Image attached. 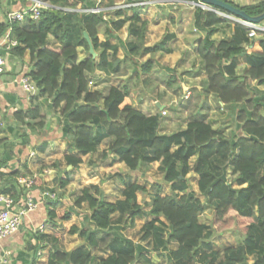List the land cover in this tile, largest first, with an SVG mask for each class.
I'll return each instance as SVG.
<instances>
[{"label": "trees", "instance_id": "trees-1", "mask_svg": "<svg viewBox=\"0 0 264 264\" xmlns=\"http://www.w3.org/2000/svg\"><path fill=\"white\" fill-rule=\"evenodd\" d=\"M107 1L104 7L114 5L115 0ZM47 2L50 8L42 10L38 20L27 19L25 25L17 21L0 23V38L10 28V36L17 44L9 51L19 57L26 50L29 53L32 65L29 76L36 87V98L43 97L50 101V109L60 110L61 135L68 147L64 156L66 165L78 168L83 163L82 157L95 153L99 144L108 139L107 147L101 152L103 159L113 154L133 172L140 165L158 163L157 170L170 190V194L161 195L160 185L156 184L155 191L148 193L150 200L144 210L137 192L146 190L136 182L126 183L121 198L115 202L99 198L100 188L96 184L83 187L73 206L86 204L88 227L72 225L68 234L85 239L87 247H104L110 254L90 256L81 246L65 251L53 235L47 264H136L138 261L154 264L146 254L148 246L165 252L168 264H264V98L251 95L248 86L249 81L264 86V39L249 40L247 29L234 24L230 37L214 41L211 36L215 28L227 22L213 10L194 6L193 27L205 32L197 47L205 90L224 106L239 104L235 119L241 132L227 140L209 122L191 120L182 130L160 133L159 115L146 116L135 109L126 84L111 86L103 96L97 90H90L86 75L95 69L105 74L116 73L127 60L138 74L148 73L152 68L151 58L143 63L134 59L161 50L170 52L166 45L174 35L166 32L159 42L145 46L147 22L140 19L138 7L114 8L113 14L122 18L112 21L110 27L118 30L127 24L132 38L124 47L126 54L119 59L118 44H111L107 36L109 22L103 18L106 11H90L100 8L94 0ZM227 3L250 17L264 12V0L245 6ZM64 8L82 11L66 12ZM128 11L130 16L126 14ZM102 27L104 40L98 37ZM83 32L97 53L96 59L88 55L78 61V46H84L88 52ZM49 37L56 41L57 47L49 44ZM240 57L247 66L241 76L236 73ZM171 81L169 78L167 83L170 85ZM13 116L21 126L40 129L44 125L39 106L32 101L26 111H17ZM25 119L37 121L31 123ZM4 142L0 139V146ZM7 162L8 158L0 156V170L6 169ZM227 167L233 175L230 183L224 178ZM191 170L198 176L197 191L204 196V204L212 207L215 222L236 216L248 221L244 238L236 246L225 247L220 253L211 249L209 240L213 232L199 221L204 204L188 191L187 174ZM17 175V170L0 173L4 181L13 185ZM38 183L34 177L33 185ZM67 183V179L60 180L61 187ZM0 192L11 194L16 202L13 186ZM59 205L56 199L46 203L49 221L57 219ZM71 215L72 212L64 211L61 220H69ZM146 217L150 219L141 226L140 236L144 245L120 233L125 227H132L135 219ZM172 244L174 248L170 247ZM249 257H252L250 262Z\"/></svg>", "mask_w": 264, "mask_h": 264}, {"label": "crops", "instance_id": "crops-1", "mask_svg": "<svg viewBox=\"0 0 264 264\" xmlns=\"http://www.w3.org/2000/svg\"><path fill=\"white\" fill-rule=\"evenodd\" d=\"M99 1L101 0H97V2ZM225 1L238 6H245L253 4L259 0ZM28 5L29 2L26 0H0V23L5 24L6 22H8L7 14L9 12L20 11L26 8ZM135 6H137L139 9L140 19L147 22L143 42L145 46H152L156 44L166 32L174 35V38L171 39L166 45V47L170 49V52H165L164 50L157 52V54L163 55V64L161 63L160 66L162 68V73L160 72L161 75L163 74L164 76L168 77V72L170 74V72H172V69H174L173 67L175 66V64L178 63V65H180V69L183 70V73L185 70V75H182V78L180 76L178 78V84L182 89V93L185 94L183 95L184 98L187 99L189 97L193 88L197 89V94L198 92H202L204 94L205 101L206 97L207 99H209L211 96H213L211 93H208L205 90V75L203 72V65L202 71L200 73L198 71L195 72L192 67L194 63V57L198 56L197 47L205 35V32L196 30L193 27V12L195 8L194 5L190 2L181 0H115L114 5L111 7H100L99 11H106V13L103 14V18L107 22H109V31L107 32L109 41L111 43L113 40L114 42L111 44H118V50H124L126 44L130 42L131 36L128 35L127 30H122L127 29V24H125L118 30H114L110 27V23L112 21H116L122 18L116 17L113 14V10L114 8H128ZM210 10L215 11L219 17H230L218 10ZM126 14L130 16L131 11H128ZM110 18L111 20H108ZM231 19L236 21V23H231V27L224 23L218 25L211 36L212 40L218 41L220 39L230 37L234 31V24L241 25L238 18H234L231 16ZM23 22H21V24L25 25L26 23ZM226 25L229 28L227 29V36L219 37V31L224 30L225 28L223 27ZM9 29L10 28H8L4 32V34L8 32ZM10 38L12 37L10 36ZM194 52L196 55L194 54ZM3 55H5L6 58V69L5 72L0 76V139H4L5 142L0 146V156L8 158V162L6 169H1L0 173H7L11 170H17L18 175L38 178L39 183L33 185L28 192L33 201L36 202V207L32 210L25 211L22 216L19 228L0 241V255H7L10 259V264H47L48 254L52 245V237L58 229V222H56L57 219L49 221L47 217L46 203L49 200L54 199H50L45 196V199L42 200V193H53L49 192V189L52 188L53 183L58 180V185L60 186V180L67 179V185H65L64 187H59V190L63 192L64 188H66L69 184L72 185L74 184V182L76 183L75 180L78 178V175H70L67 170L71 167L68 165L65 166L66 169L63 173H60L59 175L57 174L63 164H66L64 156L68 153L66 140L62 137L61 126H59L57 122V115L58 113H60V111L54 113V111L50 109L49 100L45 101L43 97L36 98V92L34 94H28L23 90L21 86L20 80L22 76H29V72L32 70L28 51L26 50L20 57L10 51L3 52ZM142 57H148L149 59V57L151 56H149V54H145ZM237 61V67L242 63L245 64L244 58L242 57L238 58ZM195 66L197 67L198 64H196ZM246 68L247 66L245 64L244 71ZM120 69L121 68H119L116 73L111 74H105L99 69H95L94 72L98 74L101 73L104 76H109L118 74ZM198 81L201 87L199 86V84H196ZM176 86L177 83H173V86L170 89L160 90L163 91L161 92L163 98H158L151 101L157 111L152 110L150 105L147 104V101L145 100L141 101V103L139 102V105L132 102L131 104L135 109L139 110L146 116L155 114L163 116L161 115V110H165L167 112L166 107L167 105H169L167 100H164V96L165 94H174L170 102L176 103V95L174 93L176 89L174 87ZM93 89L97 90L98 88H96V86H93ZM106 94L102 95L105 96ZM31 101L33 104L39 106L40 115L43 117L42 122L44 125L41 129H38L36 127L31 128L21 126L20 122L17 121L13 116V114L17 111H26L30 106ZM205 101L203 104L204 106H202L201 104L200 106H198V108L196 107L195 111L190 113V115L194 116L195 118L185 120L186 122L184 123V126L179 130L184 129L187 122L191 120H203L204 122H209L208 117H205V115L214 112L215 109L210 103L211 100H208L207 104ZM216 102L218 107H224V105L218 100ZM147 108L148 111L146 112L145 109ZM183 112L187 113L185 110ZM179 114H182V112H180ZM25 120L26 122L29 121L27 119ZM36 121L37 120H33L29 122L34 123ZM165 128L166 126H163V129ZM159 132L164 133L163 131ZM106 142L108 144L109 140L104 139L101 144H104ZM107 144L105 147H103V149L107 147ZM102 150L100 151V156ZM93 154L94 153L84 157H87V159H89ZM84 157H82L83 161ZM106 158L110 159L109 165H112L114 163L123 164L122 162H119L113 154H108ZM50 164H59L60 167H55V165L54 167H49ZM67 175H70V177L74 179L70 181ZM121 181L124 185L128 182H134L129 179H122ZM10 186H13L17 193L19 192V195L17 193L15 194L17 195V210L24 208L26 194H24L17 187L15 182L13 185L4 181V178L0 176V189ZM83 187L87 186H81V189ZM123 189L124 186L122 190ZM53 194L55 195V193ZM120 198L121 193L120 196L112 202H115ZM55 199L60 202V205L56 208V210L65 205L63 202L65 199L64 197H56L55 195ZM77 246L85 248L89 252L90 256H97V254H95L96 250H93L92 252L88 250L89 247L86 246V242L84 243V245L83 243L77 244L76 246L65 251H69ZM106 250L109 252L108 254H110V251L108 249Z\"/></svg>", "mask_w": 264, "mask_h": 264}, {"label": "rangeland", "instance_id": "rangeland-1", "mask_svg": "<svg viewBox=\"0 0 264 264\" xmlns=\"http://www.w3.org/2000/svg\"><path fill=\"white\" fill-rule=\"evenodd\" d=\"M96 4L99 7L104 6L107 0H101L97 2V0H94ZM122 7V6H121ZM99 9V8H98ZM63 11L66 12H75V11H82L80 9H70V8H64ZM230 16V15H227ZM225 20V22H228V26L231 27V23H236L233 19H231V16L228 17H221ZM108 20H111L108 19ZM222 31H219V37L220 36H227V29H229L226 26ZM127 30V29H122ZM121 30V31H122ZM98 37L100 40H103L104 34H103V27L100 29V33L98 34ZM128 39V38H127ZM132 41V38H130ZM114 41L112 40L111 43ZM49 44L52 47H57V43L55 40H53L51 37H49ZM77 54H78V60H83L88 57V52L86 51L84 46H78L77 47ZM125 49L124 50H118L116 56L117 58L121 59L124 57ZM195 54V52H194ZM196 55V54H195ZM97 58V53L94 59ZM152 59V69L149 71V73H137V71H134L132 64L129 60L126 61V63L121 64V69L118 74L114 75H106L98 74L96 72H93L92 74H87L86 77L88 79V84L90 90L93 89V86H96L98 88L97 90L101 92L102 94H106L107 90L110 86H121L123 84H126L129 87V99L132 103H137L138 105L141 103V101L145 100L147 101V104L150 105L152 110H156L155 106L152 104L151 101L163 98L161 95L160 90L164 89H170L173 86V83H177V86L174 93L176 95V103H171L170 100L173 98V95L165 94L164 100L168 102L169 105L166 107V114L163 116H159V131H163L164 133H172L176 130L181 129L184 126L185 120L195 118L194 116H191L190 113L195 111L196 107L204 106L205 96L202 92H198L197 89H192L189 97L186 99L183 97L182 89L180 88L178 84V78L179 76L182 78V75H185V70L183 73V70L180 69V65L178 63L175 64L172 69V72H168V77L161 75V63L163 62V55L155 53L151 57ZM148 59V57H138L135 58L137 63H143ZM193 70L198 71L199 73L202 71V64L200 62V59L198 56L194 57L193 61ZM163 64V63H162ZM198 64L196 67L195 65ZM244 66L245 64H241L237 67L236 73L238 75H243L244 73ZM154 68V70H153ZM161 72V73H160ZM138 74V75H137ZM2 75V74H1ZM0 75V76H1ZM166 75V74H165ZM168 78V79H167ZM169 78H172V81L170 85L167 83V80ZM199 84V81L196 83ZM185 85V84H184ZM186 86V85H185ZM250 93L251 95H255L258 98H264V86H257L254 81H249L248 83ZM201 87V86H200ZM190 91V89H189ZM203 100H202V99ZM208 100H211L210 103L212 107L215 109L214 112L210 114H206L205 117H208L209 123L212 125V127L220 132L227 140H232L235 136L240 134V128L239 123L236 121V112L239 108V104L234 105H227L224 107H218L217 100L215 97L211 96L209 99L206 97V104L208 103ZM140 102V103H139ZM195 102V103H194ZM186 111L187 113H184L183 111ZM54 113L59 112L60 110H53ZM145 111H148V108L145 109ZM182 112V114H179ZM61 113H58L57 115V122L58 125H62V117L60 115ZM60 116V117H59ZM181 116V117H180ZM163 126H166L165 129H163ZM41 129V128H40ZM165 130V131H164ZM107 144L102 143L99 144L97 152H95L89 159L87 157H84V161L81 165H79L78 168L72 169L69 168L67 171L70 173V175L74 176L77 174L78 178L75 180L76 183L72 185H68L66 188H64V191L61 192L59 190L58 180L53 183V186L51 189H49V192L55 193L56 197H64V206L60 207L58 211V217L56 222H58V229L55 232V236H57V244L58 246L63 250H68L77 244L83 243L84 245V239L79 238L77 235H70L68 234V228L71 225H77L79 227L86 228L88 227V220L86 218V215L88 214V209L86 204H82L80 207H74L73 206V200L75 196H77L80 193L81 186H89L91 184H96L100 188V194L99 198L106 200V201H114L120 196L121 190L123 186H125L122 183V179L131 180L134 181L140 185H142L146 192L141 193L137 192V200L139 204L142 205L144 210L148 208L147 203L149 202V194H152L155 191V185H160L161 195L170 194L169 186L167 183H165L162 180V174L157 170L158 163H152L147 166L140 165L139 168L136 171H130L128 170L124 164L121 163H114L112 165H109L110 159L106 158L103 159L100 156V151L105 147ZM194 158L191 159V162H193ZM192 164V163H191ZM55 164H50L49 167H54ZM66 164L64 163L61 169L58 171V175L60 173H63L65 171ZM55 167H60L59 164H56ZM72 173V174H71ZM70 175H67L70 181H72L74 178L70 177ZM232 173L231 168L227 167L224 173L225 181L230 183L232 182ZM187 180H188V191L192 192L194 197L198 198L200 202L204 204L205 199L202 194H200L197 191V175L191 170L187 174ZM149 193V194H148ZM64 195V196H63ZM62 203V202H61ZM64 211H70L72 212L71 218L66 221L61 220V216ZM78 213V215H77ZM115 217L113 216V219ZM149 217L141 218V219H135L134 225L132 227H125L123 230L120 231V233L125 236L126 238L130 239L133 242H140L142 245L145 244V241L140 240L141 236V226L148 220ZM199 221L210 226L213 235L209 240L211 249L221 252L225 247L228 246H236L238 243H240L244 238V232L245 227L248 223V221L241 219L239 217L230 218L228 220L222 221V222H215L213 218V211L212 207L208 206L207 204H204L203 209L199 213ZM171 248H174L175 245H171ZM147 251L146 254L149 257L150 261L154 264H168L164 254L165 252H157L153 250L150 246L146 247ZM90 252L93 250H96L95 254L97 256L105 257L109 252L104 247L99 248H93L89 247L88 249ZM96 256V255H95ZM252 260V257L248 258V261L250 262ZM136 264H144L141 261H138Z\"/></svg>", "mask_w": 264, "mask_h": 264}, {"label": "built area", "instance_id": "built-area-1", "mask_svg": "<svg viewBox=\"0 0 264 264\" xmlns=\"http://www.w3.org/2000/svg\"><path fill=\"white\" fill-rule=\"evenodd\" d=\"M29 5L16 12H9L7 14L8 21L23 22L27 19L38 20L42 10L50 8L47 0H26ZM196 6V5H194ZM203 9L210 10L207 6H200ZM91 12H98V8H93ZM241 25L247 29V38L249 40H254L256 38L264 39V21L260 23H248L239 20ZM17 42L15 39L10 38V29L4 34L0 39V75L5 72L6 69V58L3 52L9 51L12 47L16 46ZM21 86L25 92L28 94H34L36 92V87L34 82L31 80L30 76H22ZM166 111L161 110V115H165ZM33 154V153H31ZM15 183L17 187L26 194V200L24 208L17 210L16 202L14 198L9 193L0 192V241L15 232L21 223L22 216L25 211L32 210L36 207V202L33 201L29 195V190L34 184V177H28L23 175H18L15 178ZM45 196L50 199H55L53 193L43 194L42 200ZM0 264H10V259L7 255H0Z\"/></svg>", "mask_w": 264, "mask_h": 264}, {"label": "water", "instance_id": "water-1", "mask_svg": "<svg viewBox=\"0 0 264 264\" xmlns=\"http://www.w3.org/2000/svg\"><path fill=\"white\" fill-rule=\"evenodd\" d=\"M190 3L198 6H202V5L207 6L210 9H215V8L220 9L224 11L227 15H230L234 18H238L239 20L248 23H260L264 21V12H262L257 16L250 17L247 16L243 11L239 10L238 8L222 0H198L196 3L195 2H190ZM50 11L56 12V10H50ZM83 37L88 45V54L94 59L96 56V52L94 51L91 41L86 32H83Z\"/></svg>", "mask_w": 264, "mask_h": 264}]
</instances>
